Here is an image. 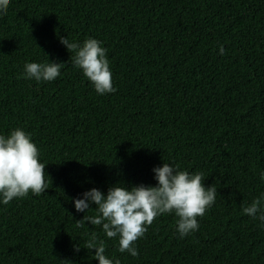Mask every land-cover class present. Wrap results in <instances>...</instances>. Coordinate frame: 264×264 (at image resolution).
I'll return each instance as SVG.
<instances>
[{"label": "trees", "instance_id": "16d2710c", "mask_svg": "<svg viewBox=\"0 0 264 264\" xmlns=\"http://www.w3.org/2000/svg\"><path fill=\"white\" fill-rule=\"evenodd\" d=\"M0 264H264V0H0Z\"/></svg>", "mask_w": 264, "mask_h": 264}]
</instances>
